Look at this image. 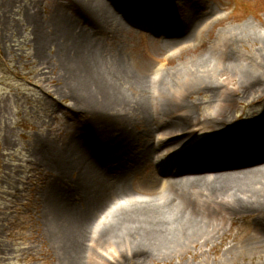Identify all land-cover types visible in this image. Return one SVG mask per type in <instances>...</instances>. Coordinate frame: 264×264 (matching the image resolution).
<instances>
[{
  "label": "bare ground",
  "instance_id": "1",
  "mask_svg": "<svg viewBox=\"0 0 264 264\" xmlns=\"http://www.w3.org/2000/svg\"><path fill=\"white\" fill-rule=\"evenodd\" d=\"M109 1L81 0L80 15L102 31L120 29V9ZM203 9L178 36L166 37L163 47L182 51L200 40L203 29L222 20H210L207 27L212 12ZM53 25L46 19L35 27L40 35L35 54L44 61L43 49L56 46L53 66L75 88L70 110L91 116L75 138L65 135L66 143L61 138L58 146L44 137L45 151L32 154L35 164L45 163L54 173L42 194L46 205L41 214L59 253L54 264H103V249L116 264L184 256L214 237L220 216L249 218L250 236L239 250L264 253V104L241 131L234 132L231 119L239 100L264 103L263 68L252 58L240 62L234 51L251 40L264 54V36L250 23L225 28L204 54L170 71L160 68L146 80L115 56L107 59L100 42L77 20L61 15ZM197 96L208 97L215 113L199 116ZM133 124L142 126V135L131 131ZM159 160L169 167L158 173ZM73 173L77 177L69 190L59 193L56 185ZM139 173L152 195L147 201L135 200L130 189L131 178ZM70 197L84 203L82 209L73 207ZM236 257L227 249L222 259Z\"/></svg>",
  "mask_w": 264,
  "mask_h": 264
},
{
  "label": "rangeland",
  "instance_id": "2",
  "mask_svg": "<svg viewBox=\"0 0 264 264\" xmlns=\"http://www.w3.org/2000/svg\"><path fill=\"white\" fill-rule=\"evenodd\" d=\"M80 1L0 0V264L55 263L59 253L55 241L47 234V218L41 215L46 205L42 194L54 173L45 163L35 164L32 154L45 151V145L40 142L44 137L62 146L66 143L65 135L73 137L80 125L91 120L84 112L70 110L76 98L75 88L68 87L67 75L53 66L56 46L43 49L44 61L36 56L35 42L40 36L35 30L37 24L41 26L49 19L55 27L61 15L77 20L100 42L107 59L115 56L130 73L146 80H152L160 67L170 71L204 54L216 34L225 28L250 23L264 36V0H114L124 25L117 30L106 27L103 31L96 23L83 19ZM234 5L235 10L230 14ZM204 7L212 12L208 21L222 20L210 27L207 24L208 28L200 33V40L190 43L186 49L179 52L165 49L166 37L178 36L191 19L202 16ZM243 42L234 48L237 60L249 62L252 58L255 65L264 70L260 64L264 54L257 53L258 44L251 40ZM126 93L132 97L131 92ZM196 98L200 103L199 116L215 113V106L207 103L208 97ZM263 104L253 98L239 100L231 112L234 132L241 131L246 122L261 113ZM133 125L131 131L142 135V126ZM61 138L62 143L58 141ZM84 140L90 144V139ZM126 163L127 167L131 165L129 160ZM159 164V172L169 167L168 162L159 160ZM76 177V173L68 175L56 185L57 191L64 194ZM157 187L153 188V193L157 192ZM130 189L135 200L151 199L152 195L145 192L142 173L131 178ZM70 198L73 207L82 209L84 203ZM220 218L216 222L220 230L214 237L207 243L199 242L190 247L184 256H162L146 262L131 260L121 264H264V253L251 254L238 247L250 236L251 220ZM95 233L96 229L92 230L91 236ZM227 249H232L237 257L222 259ZM102 254L107 258H103V264H116L104 249Z\"/></svg>",
  "mask_w": 264,
  "mask_h": 264
}]
</instances>
